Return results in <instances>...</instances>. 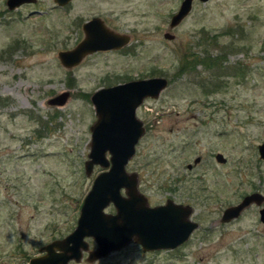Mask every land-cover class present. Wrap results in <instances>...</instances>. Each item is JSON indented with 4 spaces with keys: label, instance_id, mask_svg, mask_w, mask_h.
Listing matches in <instances>:
<instances>
[{
    "label": "rangeland",
    "instance_id": "374dc122",
    "mask_svg": "<svg viewBox=\"0 0 264 264\" xmlns=\"http://www.w3.org/2000/svg\"><path fill=\"white\" fill-rule=\"evenodd\" d=\"M0 0V264H27L37 249L68 235L91 180L83 173L95 120L89 96L138 78L167 86L136 109L144 133L126 172L138 175L149 206L166 199L190 205L199 225L176 249L142 252L133 243L87 263L264 264V224L251 206L230 223L222 211L241 196L264 195V0L193 1L188 16L168 26L181 0H71L61 10L37 0L6 10ZM54 4V3H53ZM63 6V5H62ZM107 18L130 38L121 51L85 56L71 69L57 60L82 39L81 25ZM215 37L214 43L208 40ZM170 33L173 39L162 35ZM223 54L218 82L202 93L204 66L181 70L182 59ZM240 77L229 76L231 68ZM230 69L229 71L227 69ZM69 92L62 107L47 100ZM219 152L226 163H216ZM200 164L188 171L195 156ZM105 213L112 214L108 206ZM93 250L95 241L85 239Z\"/></svg>",
    "mask_w": 264,
    "mask_h": 264
},
{
    "label": "water",
    "instance_id": "95a60500",
    "mask_svg": "<svg viewBox=\"0 0 264 264\" xmlns=\"http://www.w3.org/2000/svg\"><path fill=\"white\" fill-rule=\"evenodd\" d=\"M193 1L181 0L180 5L168 26L175 28L188 16ZM7 10H13L20 4L36 3L37 0H5ZM71 0H54L61 7ZM93 17L82 25L83 37L69 50L58 51L57 60L63 68L71 69L83 60L84 56L96 51L120 49L128 44V35L118 37L110 32ZM166 40L173 39L170 33L162 35ZM167 80L159 77L128 80L113 86L97 88L89 102L96 115L88 127L89 149L87 160L83 162V173L89 176L94 167H101L91 180L90 189L82 198L75 226L72 231L61 237L51 239L37 249V256L28 259L27 264H69L78 263L85 254L84 260L92 263L95 259L120 250L130 243L137 244L142 252L157 250H174L189 240V235L199 225L191 218L190 205H180L166 199L164 204L149 206L147 197L139 193L138 175L128 173L125 168L133 157L134 148L144 133V124L136 118V109L144 99H156L167 86ZM70 97L67 90L47 100V105L62 107ZM258 158L264 160V142L256 147ZM196 157L194 162L197 161ZM214 160L226 163L219 152ZM263 196L251 192L240 198L236 205L226 207L219 217V223H228L237 219L241 211L250 204L259 206ZM108 206L114 208L112 214L105 213ZM259 220L264 222V208L259 210ZM95 241L93 250L88 249L85 239Z\"/></svg>",
    "mask_w": 264,
    "mask_h": 264
},
{
    "label": "trees",
    "instance_id": "16d2710c",
    "mask_svg": "<svg viewBox=\"0 0 264 264\" xmlns=\"http://www.w3.org/2000/svg\"><path fill=\"white\" fill-rule=\"evenodd\" d=\"M222 34L224 35H228L229 32L228 30L225 32H221L220 35H210V37L208 38V40H212L214 43L215 37H219ZM185 58L182 59V68L181 70L186 71L189 70L191 71L192 69H196V66H204V71L210 72L211 75H209V77L207 79H202L199 83H200V87L203 88L202 93L205 94H209L211 92H213L214 90H218L219 88H222V83L218 82V79L221 78V76L219 75V71H221L222 74V70L225 68V66L222 64L224 61V57L225 55L223 54H208V52L204 53V56H197V55H193V53H190L188 56H184ZM232 72L229 73V76H237L240 77L239 73V69L235 68H231ZM228 71L230 70L229 68L227 69ZM231 71V70H230Z\"/></svg>",
    "mask_w": 264,
    "mask_h": 264
},
{
    "label": "flooded vegetation",
    "instance_id": "af4514ba",
    "mask_svg": "<svg viewBox=\"0 0 264 264\" xmlns=\"http://www.w3.org/2000/svg\"><path fill=\"white\" fill-rule=\"evenodd\" d=\"M53 2H54V0H53ZM70 3V2H69ZM69 3H67L66 5H64V6H61V7H59V6H57L56 4H53L52 3V5H50V9H53V10H61L62 8H64L65 6H67ZM23 5H28V4H23ZM22 6V5H21ZM6 8V7H5ZM7 10V9H6ZM8 11V10H7ZM93 17H95L96 19H99V21L98 22H100V24L103 26V28L105 27L107 30H109L110 32H113L114 34L116 33L117 35H118V37H124V36H126L127 34H122V32L120 31V30H118V28H113V27H111V25L109 24V20H107V18H102V17H99V16H96V15H93L92 17H90V18H88V20H85L84 22H88V21H91L92 19H93ZM83 22V23H84ZM83 25V24H82ZM82 25H81V27H80V30H82ZM82 33H83V30H82ZM83 35V34H82ZM127 45V44H126ZM125 45V46H126ZM125 46H123V47H121L120 49H118V48H116V49H111V50H105V51H96L95 53H105V52H116V51H121L122 50V48H124ZM95 53H93V54H95ZM93 54H91V55H93ZM89 56V55H88ZM85 57V56H84ZM84 59V58H83ZM258 151V150H257ZM217 153V152H216ZM214 156H215V154L213 155V159H214ZM258 156V155H257ZM198 158V160L197 161H195L194 162V160H195V158ZM195 158L192 160V162H193V164L191 165V164H187L186 165V169L188 170V171H190L194 166H196L197 164H200L201 162H200V157L197 155V156H195ZM258 159H261V158H258ZM262 160V159H261ZM215 161V160H214ZM263 162H264V160H262ZM217 163V162H216ZM193 166V167H192ZM253 192V191H252ZM251 193V192H250ZM253 193H258L259 195H262L263 196V199H262V203L259 205V206H256L255 204H250L249 205V207H247L246 209H248V208H250L251 206H253V208L256 210V212H257V220H258V222H260V220H259V215H260V212H259V210H261V208H264V195L262 194V192L260 191V192H258V191H254ZM244 196V195H243ZM243 196H241V197H243ZM147 197V196H146ZM147 203H148V201H147ZM149 205V204H148ZM155 205H157V204H155ZM246 209H244L243 211H241V214L240 215H242V213L246 210ZM240 217V216H239ZM238 217V218H239ZM237 218V219H238ZM236 220V219H235ZM230 221H234L233 219L232 220H230ZM228 223H230V222H228ZM261 224L263 223L264 224V222H260ZM224 224H226V223H224Z\"/></svg>",
    "mask_w": 264,
    "mask_h": 264
}]
</instances>
